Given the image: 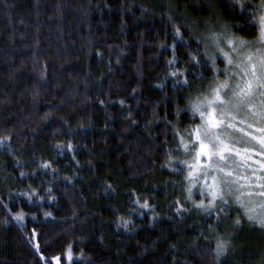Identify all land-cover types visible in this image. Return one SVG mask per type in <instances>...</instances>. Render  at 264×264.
<instances>
[{"label": "trees", "instance_id": "1", "mask_svg": "<svg viewBox=\"0 0 264 264\" xmlns=\"http://www.w3.org/2000/svg\"><path fill=\"white\" fill-rule=\"evenodd\" d=\"M242 3L0 0V264H264V227L197 208L179 162L225 69L208 37H258Z\"/></svg>", "mask_w": 264, "mask_h": 264}, {"label": "rangeland", "instance_id": "2", "mask_svg": "<svg viewBox=\"0 0 264 264\" xmlns=\"http://www.w3.org/2000/svg\"><path fill=\"white\" fill-rule=\"evenodd\" d=\"M262 13H264V10H262ZM260 15L258 17V37L261 28ZM217 35L220 47L228 53L229 58L233 62L230 65L226 64L224 56L216 50L212 42V37L209 36L208 43L210 44L212 57H214V59H222L225 69L227 68L233 73L228 76L229 87L223 89L222 94H227L225 98L231 97V91L236 88L237 83L243 86L245 75L248 80L253 82L254 91L251 96L245 98L246 103H243L238 111L232 113V115H235V120L231 122L235 127L228 128L226 126L227 122L231 119V117H226L225 125L209 130L210 132L226 134L222 135L221 138L229 144L231 151L224 153L225 160L221 161L215 156H213L211 160H206L205 157H201L200 163L197 164L195 157L193 158V153H190V155L186 151L181 150L182 153L187 156V164H193L197 167V171L194 173V176L197 177L193 186L195 189L193 188L194 190H191L189 193H195L197 196L200 194L206 198L204 202L207 203L209 197L207 192L203 189L206 185L213 183L211 176L215 173L219 180H227L229 182L227 188L230 194H227L225 198H230L231 204L237 209H240V205L235 200L236 196H240V200L243 202L244 207L252 209L250 214L259 218L264 216V196L258 195L259 192L264 191V188L258 186L264 184V169L260 167V165L264 163V155L258 154L264 153V147H262L260 143V138H264V131L258 130L264 129V89L258 86L260 82H264V67H262V65H264V41L259 40L257 37L253 42L245 41V43L240 44L241 40L231 37L233 43L232 46H229L226 40L230 36L224 28L220 29ZM238 44L239 47H237ZM233 48H235V51H233ZM237 64L240 65L239 68L236 67ZM241 68L246 69V73L242 72ZM225 69L220 72L223 75L220 82L225 80ZM253 71L256 73L255 77L252 75ZM211 95L212 93L210 92L205 96L211 98ZM203 99L204 97L201 100ZM214 107L218 109L223 106L215 104ZM203 110L205 112L207 111V105H205ZM194 116L199 117L198 115ZM241 121H243V123H241ZM249 125H251V127H249ZM237 128L243 131H237ZM244 132L249 133V135L245 136ZM253 136L258 139H252ZM245 149L248 150L246 151ZM237 151H239V155H237ZM181 161L183 160H179L180 164H183ZM208 163H214L218 167H223L225 171H231L232 175L226 176L217 169L206 168L205 165ZM187 164H183L186 168V175L187 172L191 170ZM204 171H207L208 179L205 178L203 174ZM257 177H261L262 179L258 180ZM186 181L187 184H189V181ZM221 187L225 186L222 184ZM218 203L219 200L216 201V205ZM241 209L244 212V209ZM67 259H69V256ZM53 263L59 264L57 260Z\"/></svg>", "mask_w": 264, "mask_h": 264}, {"label": "snow or ice", "instance_id": "3", "mask_svg": "<svg viewBox=\"0 0 264 264\" xmlns=\"http://www.w3.org/2000/svg\"><path fill=\"white\" fill-rule=\"evenodd\" d=\"M236 5H238L241 9H243L244 5L242 3V0H235ZM261 7H264V3H262ZM260 35L258 37L259 40L264 41V13L260 15ZM176 35L179 37L180 33L179 30L176 31ZM213 45L215 46L216 50L219 51L225 58L226 64L230 65L232 64V60L229 58V55L227 52L223 50V48L220 47L218 42V35L217 33L213 32L211 34ZM226 43L229 46H232L233 40L231 37H229L226 40ZM245 43V41L241 40L240 44ZM239 47V44L237 45ZM233 51H235V48H233ZM191 55V54H190ZM210 60L213 61V64L215 63L214 57L211 55L208 56ZM250 59V57H249ZM191 60L196 61L197 57L195 55H191ZM169 63H172V61H169ZM236 67H240L239 64L236 65ZM254 67V66H252ZM264 67V65H262ZM216 71V68H213V72ZM242 72L246 73V69L241 68ZM227 68L225 69V80L222 82L217 83L212 89H211V98L208 96H204L203 100L200 99H193L188 102V108L191 111L193 115H198L200 117V124H197L196 127L191 132L192 140L188 141L187 143H192L193 149L195 151V160L197 161V164L200 163L201 157H205L206 160H211L213 156L218 157L221 161L225 160L224 153L231 151V148L228 143L225 142L224 139L221 138L222 135H226L224 133H215L210 132V129H216L223 125H225L226 117H231V119L227 122L226 126L228 128H233L235 125L231 122L235 120V115H232L234 111H238L239 107L246 103L245 98L252 95L254 88H253V82L251 80L247 79V76L244 77V83L243 86L240 83L236 84V88L231 91V97H226V93L222 94L223 89H227L229 87L228 82V76L232 75ZM172 75H176V73H172ZM183 75V73H181ZM252 75L255 77L256 73L255 71L252 72ZM184 83H187L185 80ZM260 88L264 89V82H260L258 85ZM238 89V90H236ZM215 104L222 105L223 107L216 108L214 107ZM207 105V111L205 112L203 109ZM243 123V121H241ZM251 127V125H249ZM237 131H243L242 129L237 128ZM259 131H264V129H258ZM244 135L247 136L249 133L244 132ZM252 139H258L257 137L253 136ZM194 142V143H193ZM187 143H185L182 140V146L187 151ZM261 146L264 147V138H260ZM198 145V147H197ZM246 151L248 149H245ZM264 155V153H258ZM237 155H239V151H237ZM169 159H172V157H169ZM181 163L187 164L186 161H181ZM47 166V164H45ZM189 168H191L190 171L187 172V175L185 177L186 180L189 181L188 187L186 188L187 192H191V188L194 186V183L197 179L196 176H194V173L197 171L196 165L193 164H187ZM206 168H213L217 169L218 171L224 173L226 176H231V171H225L223 167H218L214 163H208L205 165ZM261 169H264V163L260 165ZM204 176L206 179H208V173L207 171H204ZM257 179H262L261 177H257ZM211 180L213 183L208 184L204 187V191L207 192V195L209 199L207 200V203L204 202V197H201L200 201L194 202L195 206L197 208H200L204 211H211L216 207V201H221V207L223 205L228 204V200L225 198V196L229 193V190L227 188L228 181L219 180L215 173L211 176ZM224 185L225 187H221V185ZM259 187L264 188V184L258 185ZM260 196H264V191H261L258 193ZM188 199H191V196L188 197ZM236 202L240 205L241 208L244 209V215L249 221H254L255 223L259 224L260 226L264 227V216H261L257 218L256 216L250 214L252 212V209L246 208L243 205V202L240 200V196L235 197ZM141 208H147L148 204L147 201L144 202V204L140 205ZM23 213H17L14 216V219L16 220H22ZM45 215H49L48 213H45ZM129 221L124 220L123 224L127 225ZM234 223L236 225H239L241 223L240 218L238 217ZM227 241H222L219 238L216 241V253L217 255H221L226 247ZM66 255H68L66 253Z\"/></svg>", "mask_w": 264, "mask_h": 264}]
</instances>
